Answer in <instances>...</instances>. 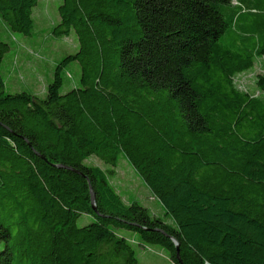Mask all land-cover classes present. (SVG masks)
I'll use <instances>...</instances> for the list:
<instances>
[{"label":"trees","instance_id":"trees-1","mask_svg":"<svg viewBox=\"0 0 264 264\" xmlns=\"http://www.w3.org/2000/svg\"><path fill=\"white\" fill-rule=\"evenodd\" d=\"M38 4L0 0V20L32 37ZM59 14L52 35L74 31L79 50L44 98L6 93L0 37V264H143L120 230L174 264H264V0H63ZM258 61L261 96L236 85ZM73 63L80 85L62 94ZM121 155L173 225L87 163Z\"/></svg>","mask_w":264,"mask_h":264},{"label":"rangeland","instance_id":"rangeland-1","mask_svg":"<svg viewBox=\"0 0 264 264\" xmlns=\"http://www.w3.org/2000/svg\"><path fill=\"white\" fill-rule=\"evenodd\" d=\"M62 3L63 0H39L38 6L34 9L35 28L32 37L12 33L0 20V37L12 46L11 52L5 56L2 64L6 93L28 92L44 98L46 88L53 81L57 64L65 57L78 52L79 43L74 31L69 37L57 38L52 35L53 28L61 21L59 7ZM261 73L262 64L258 61L254 71L236 78L238 89L261 96L256 85L257 76ZM80 80V66L73 63L65 72L61 93L66 94L80 85ZM87 163L99 166L104 171H114V174H110V181L126 204L137 201L149 209L153 216L173 225L172 218L165 215L159 200L154 197L124 155L119 157L116 167L106 165L97 158H91ZM94 220L92 216L84 215L78 220V226H87ZM119 232L134 243L139 260L143 264H174L161 247L156 245L142 247L138 235L126 230Z\"/></svg>","mask_w":264,"mask_h":264},{"label":"water","instance_id":"water-1","mask_svg":"<svg viewBox=\"0 0 264 264\" xmlns=\"http://www.w3.org/2000/svg\"><path fill=\"white\" fill-rule=\"evenodd\" d=\"M92 198H93V206H94V210L96 211V206H95V202H94V194L92 193ZM177 249H178V252H179V244L177 243Z\"/></svg>","mask_w":264,"mask_h":264}]
</instances>
